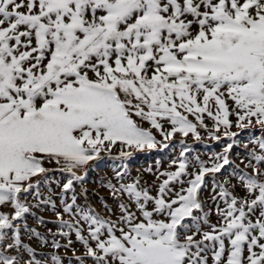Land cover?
Returning a JSON list of instances; mask_svg holds the SVG:
<instances>
[{
    "label": "snow or ice",
    "instance_id": "obj_1",
    "mask_svg": "<svg viewBox=\"0 0 264 264\" xmlns=\"http://www.w3.org/2000/svg\"><path fill=\"white\" fill-rule=\"evenodd\" d=\"M177 135L151 185L132 176L136 153ZM189 136L221 151L189 158ZM104 156L120 161L102 182L115 219L78 203ZM43 206L48 235L27 223ZM60 250L76 264H264V0H0V264H64Z\"/></svg>",
    "mask_w": 264,
    "mask_h": 264
},
{
    "label": "rangeland",
    "instance_id": "obj_2",
    "mask_svg": "<svg viewBox=\"0 0 264 264\" xmlns=\"http://www.w3.org/2000/svg\"><path fill=\"white\" fill-rule=\"evenodd\" d=\"M235 130V129H234ZM201 131V135L205 136L206 134ZM182 137L177 135L176 138L173 139L172 143L175 145V147H170L168 149L164 150H153L148 153H136L134 157L129 160L127 163L129 165L130 171L132 173V176H136L139 173L143 175V181L147 182L148 185H151L153 181L155 180V176L152 173H149L145 171L148 168H152L153 172L157 169V161L160 162V170L167 169L169 167L170 161L174 158L179 156L180 152V145L179 140ZM186 139L187 144L190 146L191 151L188 153L189 158H194L195 156H200L201 159L207 160L208 157L214 153L221 151L222 144H219L215 141L205 140L204 142H198L189 136ZM241 140L247 139V133H244L240 137ZM236 152H240L243 154V149L240 147H237L234 149ZM115 154V153H114ZM103 155V154H102ZM237 163H239V158L236 160ZM95 167L94 169L89 171L88 176L86 177V182L84 184V187L87 189V201H85L83 196H79L80 188L78 186L77 193L79 196L78 203L85 204L87 203L91 207L95 209L97 213L104 217H111L112 219L116 218V215L119 214V208L117 206V201L109 194L108 190L105 187H102V182H107V180L112 179L114 176L113 168L118 166L120 161L118 160H111L107 156H104V158L98 162H94ZM230 171V169H229ZM228 172L225 171L222 174H217L218 177L221 176H227ZM208 183V188L203 190V198L208 201V205L214 207L211 204L210 200V192L212 188V182L211 177L205 178ZM113 183H115V180H112ZM158 183V182H157ZM53 189V195L52 199L56 202L57 210H61L60 204H59V192L60 189L56 187V185L53 183L51 185ZM152 193L155 194V188L152 189ZM44 194L48 195L47 193V186L44 188ZM223 206V205H221ZM107 209H111L112 212L109 213ZM3 211H8L9 209H2ZM33 212L36 214V218L43 217L45 223L44 224H38L36 223V218L32 216L27 217V223L30 228H36L38 232H40L42 235H48V230L51 229L53 232H56L57 225L54 223L56 221L55 214L48 208L47 206H43L42 209H32ZM64 219H69L67 215H64ZM212 221L215 222V215L211 217ZM49 240H51V236L48 237ZM72 239L74 241L72 247L77 249V255L82 254L83 249L81 245L75 241V235H72ZM28 243H31L34 248H37L38 251H43L45 253L53 252L55 250L51 249L50 247H44L43 249L40 248L39 242L36 240L33 241H25ZM62 244L66 243L65 240L60 241ZM58 254L62 257L64 264H68L69 260H72V264H76L75 259L73 257V253L71 250H69L67 253H65L63 250H60Z\"/></svg>",
    "mask_w": 264,
    "mask_h": 264
}]
</instances>
